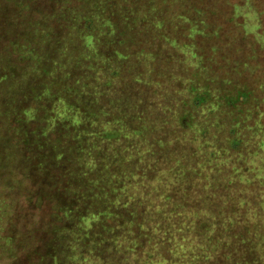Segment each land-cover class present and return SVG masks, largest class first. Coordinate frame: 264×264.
Wrapping results in <instances>:
<instances>
[{
    "label": "trees",
    "instance_id": "trees-1",
    "mask_svg": "<svg viewBox=\"0 0 264 264\" xmlns=\"http://www.w3.org/2000/svg\"><path fill=\"white\" fill-rule=\"evenodd\" d=\"M45 1L48 8H57L58 15L43 16L38 9L44 8L39 4L41 0H0V21L5 20L4 17L8 19L5 20L6 26L0 27V59L12 68L7 73L12 74L13 67L30 64L18 50L21 45L40 53L37 62L40 75L59 70L56 63H60L57 80L50 81L45 87L51 91H72L76 97L71 102L85 110H89L91 104L93 110L89 111L93 113H101V105L111 108L109 117L112 115L113 119L129 122L133 126L131 128L143 133L152 142L155 162L152 161L151 168L146 163L144 167L143 163H138L137 173L140 175L143 173L141 168H146L149 169L144 173L147 178L159 173L162 180L169 178L174 183L165 189V197L171 202L166 205V214L148 211L146 199L137 202L123 199L120 205H116L117 193L123 188V184L116 181L112 183L111 194L102 182L97 185L98 190H106V195L101 197L106 204L100 208L95 201L85 199L83 202L84 196L76 178L69 179L66 174L68 163L72 168L82 170L77 157L72 159L63 154L61 161L55 163L52 151L28 152L20 149L14 170L19 169V173L24 171L27 177L35 176L42 186L34 196L31 193L33 199L28 203L36 213L48 211V216L35 224L43 234L39 240L42 249L40 264H264V203L259 202V197L249 201L255 209H250L247 216H236L226 226L227 230L220 226L212 235L203 233L207 223L197 222L193 213H185L183 217L180 214L182 208L192 211L200 205L185 199L184 194L190 197L192 193L196 197L206 192L202 186L206 180H202L201 187L197 186L201 173L196 162L200 156L204 154V158L208 154L211 146L223 150L218 156L231 162L228 169H238L236 161L238 154L244 151L243 141L236 136L238 128H231L230 132L227 123L236 121L241 125L237 119L245 109L240 103L247 97L242 90L232 94L224 83L216 88L215 93L211 88V93L203 94L188 87L182 80L174 79L169 70L165 74L160 73L162 60L158 47L161 48L165 35L163 26L168 17L181 9L176 8L174 12V8H161L166 7L164 2L171 0H42ZM151 1L155 5L157 3L152 15L145 8ZM184 1L194 9L210 13L213 19V8H199L189 0ZM253 2L263 15L264 11L255 0ZM98 14L107 20V25H98L95 19ZM153 19L161 22L159 28L155 21L153 25L149 22ZM63 22L66 23V30L59 37L54 25L57 23L62 27ZM42 28L48 29L46 34H42ZM150 32L156 38L160 37L157 46L145 43V37ZM99 35L105 42L117 44L120 48L113 51L99 48L98 59L86 45L85 38L93 36L95 41L101 42ZM79 48H82L81 51ZM86 50L90 54L87 58ZM140 52L155 56L148 82L144 79L142 63L138 59L134 61V56ZM120 56L123 59H119ZM131 63H136V73L126 71H129L127 67ZM12 80L9 77L3 83L8 84ZM80 93H87L89 100L80 101ZM207 106H210L207 113L197 114ZM230 112L234 119H228ZM214 117L215 122H212ZM36 126L41 127L40 124H33V127ZM71 145L74 146L75 142L72 141ZM30 154L35 156L29 157ZM43 157L49 158V161L42 172L39 166ZM163 159L167 161L165 167L168 169L165 171L158 166ZM177 169L185 171L187 179L174 174ZM112 170L118 173L115 167ZM222 171L219 166V173ZM81 175L86 180L96 177V174L87 172ZM219 177L220 174L214 173L212 179L217 181ZM69 184L74 186L69 187ZM71 189H75L74 192L71 193ZM96 193L87 195L92 198ZM99 211L106 213L98 215ZM92 213L99 219L91 221L90 227H86L88 231L84 232L83 220ZM128 222H131L129 229L125 226ZM157 225L161 228L158 229ZM21 244L27 245L25 242ZM126 246L135 254L134 261L127 260L132 253H124Z\"/></svg>",
    "mask_w": 264,
    "mask_h": 264
},
{
    "label": "rangeland",
    "instance_id": "rangeland-1",
    "mask_svg": "<svg viewBox=\"0 0 264 264\" xmlns=\"http://www.w3.org/2000/svg\"><path fill=\"white\" fill-rule=\"evenodd\" d=\"M189 1L199 8H213L214 20L210 13L194 9L184 0L164 2L166 7L161 8H174V12L176 8H180L181 11L168 17L163 26L165 35L162 37L161 48L158 47L162 60L160 73L165 74L169 70L174 74V79L182 80L188 87L203 94L211 93L209 91L211 88H213L212 93H215L216 88L224 83L229 90H232V94L235 95L242 90L247 95L240 103L245 109L242 116H238L237 119L241 125L235 123L236 121L227 123L230 132L231 128H238L236 136L243 141L244 151L238 154L236 161L238 169L236 171L233 167L228 169L231 162L218 156V154L222 155L223 150L218 146H211L208 154L204 156L206 160L203 154L196 162L201 173L196 183L201 187L202 180H206L202 185L206 189L205 194L196 197L192 193L190 197L184 194L185 199L188 198L191 202L200 205L198 209L192 211L182 208L181 216L183 217L185 213L187 215L193 213L197 217V222L200 220L207 223L203 233L212 235L220 226L223 230H227L226 226L232 223L236 216H247L253 208L249 203L254 199L253 197H259V202L264 203V13L262 15L257 10L253 0ZM241 1L243 3H240ZM255 2L264 11V0H255ZM47 3L42 0L39 3L44 7L38 8L41 9V14L45 17L58 15L57 8H48ZM145 8H148L152 15L157 3L155 5L151 1ZM4 19L8 20L6 17ZM95 19L100 27L107 25V20H103L99 14ZM5 20L0 21V27L6 26ZM154 21L153 19L149 22L153 25ZM147 24L150 27L148 22ZM155 24L157 28L161 26L159 20L155 21ZM59 27L61 26L55 23L54 28L61 37L66 30V23H62L61 31L58 30ZM47 31L48 29L42 28V34H46ZM99 38L101 42L95 41L93 36L85 38L86 45L98 59L99 48L112 51L120 48L117 44L105 42L101 35ZM158 39L159 36L156 38L150 32L145 37V43L151 47L157 46ZM81 49L79 48L80 51ZM18 50L22 58L30 64L13 67L12 74L7 73L12 68L5 64V60L0 59V122L2 123L0 126V264H40L42 253L39 240L43 234L35 224L44 216L47 217L48 211L36 213L28 203L33 199L31 193L34 196L35 193L40 192L42 186L35 176L27 177L24 171L19 173V169L14 170L20 149L28 152L52 151L53 158H51L55 163L61 161L60 157L63 154L72 159L77 157L82 170L74 169L68 163L66 174L69 179L76 178L84 196L83 202L85 199L95 201L100 208H103L106 202L101 197L106 195V190L111 194L112 183L116 181L123 184L121 192L117 193L116 205H120L123 199L132 202L146 199L148 211L154 210L166 214L168 209L166 205L171 202L165 197V189L174 182L169 178L167 181L162 180L159 173L155 177L147 178L144 173L149 169L141 168L143 173L139 175L136 168L140 162L143 163V167L144 163L150 167L152 161L155 162L156 154L151 150L152 142L148 141L143 133L131 128L133 126L129 122L126 123L119 118L113 119L112 115L109 117L108 112H112V109L106 105L100 106L101 113H93L89 111L93 110L91 104L88 106L89 110H85L71 102V99L76 97L72 91L65 89L51 91L46 88L45 85L50 81L57 80L60 63H56L59 70H50L40 75L37 66L40 53L29 51L25 45H21ZM87 51H85L86 58L90 56ZM83 56L84 54L81 53V57ZM119 59L123 57L120 56ZM134 59L142 63L144 79L150 81L147 78L151 77L155 56L149 52H140L134 56ZM135 65L136 63L129 64L127 67L129 71H126L136 73ZM6 77H12L14 80L4 84L3 82L8 80ZM78 98L83 102L89 100L87 93L78 94ZM209 109L210 106L204 107L197 111V114L207 113ZM232 114L230 112L228 115L229 120L234 119ZM215 118L212 122H215ZM33 124H40L41 127H33ZM202 124L205 125V121ZM72 141L75 142L74 146L71 145ZM36 148L39 151L35 150ZM30 156L35 155L30 154ZM143 158H145L144 162ZM48 161L49 158L46 157L40 159V171H45L43 166L47 165ZM166 163V159H163L158 166L165 171L168 169L165 167ZM219 166L223 168L221 173ZM114 167L118 173L112 170ZM85 172L96 174V177L86 180L82 175L80 176V173L85 174ZM214 173L220 174L217 181L212 179ZM174 174L184 179L188 176L181 169L174 171ZM241 180L244 181L240 183ZM101 182L106 190L102 187L98 190L97 185H101ZM73 186L69 184V187ZM74 190L71 189L70 192ZM93 192L99 195L96 193L92 198L87 195ZM105 213L106 211H99L98 215ZM98 219L99 217L92 213L84 218L83 224L85 228L90 227L89 223ZM125 226L129 229L131 222L126 223ZM157 228L160 229L161 226L157 225ZM88 229H84V232ZM9 241H13L14 244ZM129 248L126 246L124 253H132L127 260L134 261L136 256Z\"/></svg>",
    "mask_w": 264,
    "mask_h": 264
}]
</instances>
